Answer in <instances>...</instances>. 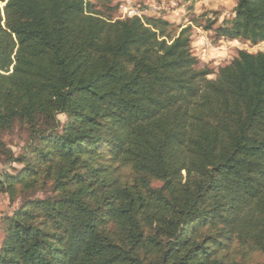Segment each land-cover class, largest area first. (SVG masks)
Returning a JSON list of instances; mask_svg holds the SVG:
<instances>
[{
	"label": "trees",
	"instance_id": "obj_1",
	"mask_svg": "<svg viewBox=\"0 0 264 264\" xmlns=\"http://www.w3.org/2000/svg\"><path fill=\"white\" fill-rule=\"evenodd\" d=\"M99 1L0 0V264H264V52L193 50L264 43V0L218 26Z\"/></svg>",
	"mask_w": 264,
	"mask_h": 264
},
{
	"label": "rangeland",
	"instance_id": "obj_2",
	"mask_svg": "<svg viewBox=\"0 0 264 264\" xmlns=\"http://www.w3.org/2000/svg\"><path fill=\"white\" fill-rule=\"evenodd\" d=\"M98 9H104V5L99 0H89ZM187 1L186 7L179 9V4L176 0H113L111 4H107L106 7H112L116 4H120V9L116 13L115 17L120 19L135 17V13L139 16L142 12L138 9V6L147 4L150 6L149 13L155 15V17H165L171 21H176L182 25H186L193 14L197 16L205 15L200 24L204 25L206 20L217 21V26L223 24L226 21L234 19V8L236 0H197L192 8V0H180ZM160 2V5L159 3ZM184 3V2H183ZM183 13L186 15L185 20ZM214 34L211 32H205L202 29L194 26V42L193 50L195 55L199 59V67L208 66L213 69H217L221 66H225L230 63L236 56L239 50H246L250 53L264 52V43L253 46L250 41L243 38L237 40L223 39L218 43H214ZM210 78H214L211 76ZM64 120V118H61ZM24 135L19 131H15L14 134L2 135L3 141H5L15 153L20 151V148L24 144ZM1 169L16 171L18 166L14 165L9 167L8 165L0 166ZM11 206L7 195L4 191L0 190V219L11 211ZM2 234L0 233V238Z\"/></svg>",
	"mask_w": 264,
	"mask_h": 264
},
{
	"label": "built area",
	"instance_id": "obj_3",
	"mask_svg": "<svg viewBox=\"0 0 264 264\" xmlns=\"http://www.w3.org/2000/svg\"><path fill=\"white\" fill-rule=\"evenodd\" d=\"M135 15L137 16V14L135 13Z\"/></svg>",
	"mask_w": 264,
	"mask_h": 264
}]
</instances>
